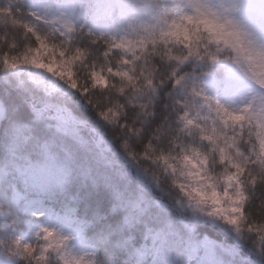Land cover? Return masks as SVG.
<instances>
[{
	"label": "snow or ice",
	"instance_id": "6c2138e0",
	"mask_svg": "<svg viewBox=\"0 0 264 264\" xmlns=\"http://www.w3.org/2000/svg\"><path fill=\"white\" fill-rule=\"evenodd\" d=\"M0 264H264V0H0Z\"/></svg>",
	"mask_w": 264,
	"mask_h": 264
}]
</instances>
